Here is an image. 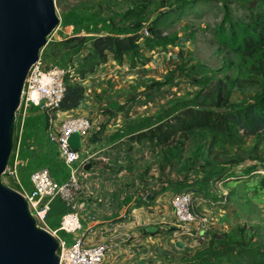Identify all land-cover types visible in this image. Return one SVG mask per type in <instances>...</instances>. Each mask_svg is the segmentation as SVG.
<instances>
[{
  "label": "rangeland",
  "instance_id": "1",
  "mask_svg": "<svg viewBox=\"0 0 264 264\" xmlns=\"http://www.w3.org/2000/svg\"><path fill=\"white\" fill-rule=\"evenodd\" d=\"M248 1L251 0H55L59 24L40 52L46 66L68 67L85 50L57 45V41L72 35H86L89 40L106 33L152 37L150 30L154 27L169 41L160 45L157 40L142 39L134 55L138 63L127 55L135 68L122 79L125 85L107 96H97L99 101L139 102L128 111L134 118L106 138L105 145L120 147L121 153L116 150L111 159H106L107 151L102 150L106 151L104 155L96 154L90 160L93 167H100L99 173L125 169L128 177L141 186L149 182L156 189L186 190L195 195L201 191L214 202L205 214L194 206L197 221L202 217V222L188 225L190 236L182 235L184 253L176 264H264L258 258L264 252V189L258 187L256 178L221 183L218 175H210L237 163L264 162V131L258 136L246 134L213 141L209 129L198 130L171 146L148 141L131 144L126 137L169 119L192 105L200 89L219 81L225 84L224 91H230V102L234 104L250 100L260 89L259 82L242 89L233 85L235 78L251 77L250 64L229 52L215 37L221 25L246 17ZM179 9L181 12H177ZM173 10L165 20L166 12ZM137 23L141 24L138 30ZM50 115L37 107H19L8 163L16 165L17 177L2 175L5 185L15 190L21 185L28 188L31 174L42 168L58 181L69 177L71 169L64 165L49 136L64 119L52 122ZM99 173L95 176L105 179ZM50 208L46 224L54 228L58 222L49 220L51 210L60 219L70 207L55 198Z\"/></svg>",
  "mask_w": 264,
  "mask_h": 264
},
{
  "label": "crops",
  "instance_id": "2",
  "mask_svg": "<svg viewBox=\"0 0 264 264\" xmlns=\"http://www.w3.org/2000/svg\"><path fill=\"white\" fill-rule=\"evenodd\" d=\"M130 60L127 56L125 60L109 59L98 66L82 81L85 93L80 105L72 110L54 112L56 119L86 117L91 122V130L88 136L82 137L79 150L82 159L88 158L86 166L90 165V168L86 170L85 166L77 172L81 186L76 192L75 204L82 224L77 235L82 236L86 245L108 244L103 264H176L184 253L182 235L189 237L191 231L177 222L172 211L170 201L178 191L156 189L149 182L141 186L137 180L128 177L125 169L114 173L100 171V174V167H93L90 160L106 151L107 157H104L111 159L116 150L119 152L120 147L105 145L106 138L114 134L118 126L122 127L134 118L128 111L139 101L97 100L99 94L107 96L125 85L126 81L122 79L128 78V71L135 68L130 65ZM102 150L106 151L103 153ZM97 173L105 179L96 177ZM149 194L151 198L146 200L145 196ZM195 197L196 210L201 214L214 203L201 191L196 192ZM48 217L52 223L58 222L56 227L49 228L57 229L61 218L54 217L52 210ZM201 219L196 223H201ZM149 228L155 230L148 231ZM177 234L179 236H175ZM63 235L71 241L76 234ZM178 242L183 244L181 248L176 246Z\"/></svg>",
  "mask_w": 264,
  "mask_h": 264
},
{
  "label": "trees",
  "instance_id": "3",
  "mask_svg": "<svg viewBox=\"0 0 264 264\" xmlns=\"http://www.w3.org/2000/svg\"><path fill=\"white\" fill-rule=\"evenodd\" d=\"M245 9L247 15L244 19L229 21L226 26L221 25L215 31V37L229 52L250 64L248 73L251 77L235 78L233 85L242 89L259 82L260 89L250 100L234 104L230 102V91H224L226 86L219 81L214 86L200 89L192 99V105L186 106L169 119L130 135L131 141L157 142L162 146H171L187 139L198 130L209 129L213 141L217 138L227 140L246 134L258 136L264 131V0L248 1ZM173 12L175 10L166 12L164 19H169ZM177 12H181V9ZM159 19L160 17L156 21ZM135 27L138 30L141 24L137 23ZM150 33L152 37H145L141 33L97 34L90 40L86 35L76 34L57 41V45L65 49L85 47L84 53L78 55L73 65L68 67L61 65L67 68V72L64 77V94L57 110L77 108L84 98L83 79L109 59L121 60L124 56L130 55L132 62H136L134 55L142 39L147 42L157 40L160 45L169 42L157 28L152 27ZM260 171H264V162L237 163L210 175H218L221 183L250 182L256 178L258 187L264 189V174ZM258 256L264 262V252Z\"/></svg>",
  "mask_w": 264,
  "mask_h": 264
},
{
  "label": "water",
  "instance_id": "4",
  "mask_svg": "<svg viewBox=\"0 0 264 264\" xmlns=\"http://www.w3.org/2000/svg\"><path fill=\"white\" fill-rule=\"evenodd\" d=\"M59 20L55 0H0V264H59L57 237L37 225L25 197L2 181L25 80ZM69 145L82 148L80 132Z\"/></svg>",
  "mask_w": 264,
  "mask_h": 264
},
{
  "label": "built area",
  "instance_id": "5",
  "mask_svg": "<svg viewBox=\"0 0 264 264\" xmlns=\"http://www.w3.org/2000/svg\"><path fill=\"white\" fill-rule=\"evenodd\" d=\"M67 68L58 64L46 66V62L39 55L38 60L31 66L25 80L21 104L25 110L37 107L50 114V121L56 122L54 112H57L64 94V77ZM62 120V119H61ZM91 122L86 117L66 118L59 124L55 132L49 134L50 140L58 147L59 156L64 165L69 167V177L58 181L46 168L34 171L29 179V187L21 185L17 190L28 201L29 208L37 220V225L51 232L59 241V264H103L108 244L98 243L86 245L82 236L77 233L81 230L80 211L75 204L76 192L80 189V179L77 172L88 163V158H81L79 151H74L69 145V137L74 132L81 133V139L88 136ZM76 165V167H75ZM79 168V169H77ZM264 174V171H260ZM10 178L17 177L16 165L8 164L5 173ZM64 200L70 211L61 216L57 229H50L46 224V215L53 199ZM195 199L190 191H178L171 199V207L177 222L187 227L197 221L195 213ZM38 222L40 224H38ZM76 234L71 241L59 233ZM175 236H179L178 234Z\"/></svg>",
  "mask_w": 264,
  "mask_h": 264
}]
</instances>
